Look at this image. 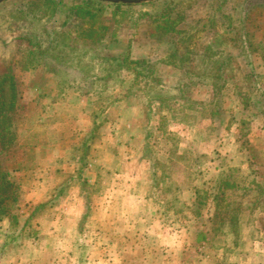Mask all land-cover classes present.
I'll return each instance as SVG.
<instances>
[{"label":"rangeland","instance_id":"rangeland-1","mask_svg":"<svg viewBox=\"0 0 264 264\" xmlns=\"http://www.w3.org/2000/svg\"><path fill=\"white\" fill-rule=\"evenodd\" d=\"M55 1L59 2L56 11L60 12L56 16L50 15L52 6L44 0L0 2V74L11 73L16 83V101L8 113L12 133L9 146L15 135L12 127L20 129L24 123L21 94L26 81L30 85L35 81H28V75L46 72L36 65L46 61L37 58L35 53L40 50L47 49L48 56L64 59L62 67L67 68L55 75L58 83L71 78L75 71L78 75L90 71L86 63H96L94 72L88 75L106 77L94 86L101 113H96L95 130L77 134L75 140L82 141L58 163L73 172L60 176L59 189L38 194L41 201L27 208L26 214L22 213L25 207L19 205L21 200L31 202V192L14 183L7 187L0 179V213L11 222L0 235L1 256L12 257L4 258V264H264V60L260 59H264V34L255 42L252 28L257 26L250 22L254 10L264 8V0H238L241 6L237 8L236 0H98L102 10L97 12L98 22L93 25L100 27L97 30L104 33V39L102 47L92 53L91 47L75 41L72 33L78 21L84 27L83 19L74 14L64 17L69 7L85 0ZM209 13L220 15H213L212 26L218 25V31L209 35L219 50H205L203 67L187 59L188 48L186 51L184 45L188 41L184 38L189 27H198L195 33L201 35L202 23H208ZM234 16L235 21H230ZM63 42L75 52L62 48L59 43ZM141 43H149L153 55L156 52L159 57L162 56L157 50L162 47L165 59L180 64L185 82L157 83L155 58H145L138 60L143 64L133 68L137 78L130 86L133 74L124 70L112 73L114 62L109 65L98 58L121 57L128 53L126 46L130 50L131 44L137 47ZM201 51L203 48L198 46L194 53L199 59L203 57ZM74 57L80 61L79 66L70 64ZM239 58L243 59L238 61ZM224 60L227 63L223 68L215 63ZM204 74L213 76L216 93L235 86L245 105L246 111L241 112L245 118L239 120L244 121L240 138L235 146L229 144L233 148L224 156L220 152L203 154L210 149L199 143L203 134L218 140L222 132L213 121L205 128V122L199 120L201 112L188 95V81L195 83ZM223 94H216L208 108L215 101L214 106L222 108L220 101L226 97ZM117 101L143 104L147 114L145 137L132 161V165H139V173L143 171L137 174L135 184V196L140 198L132 201L125 190L129 176L117 177L114 188L119 190L112 192L110 175L99 169L98 173L94 170V177L87 166L94 140L98 143L108 136L101 133L107 105ZM232 115L222 113L218 119H231ZM112 146L119 153V144H110L109 140L102 150ZM120 159L123 167L131 166L124 154ZM104 165L103 160L98 168ZM73 182L81 184L74 191L80 201L73 196L67 206L57 205ZM187 189L190 191L185 192ZM42 202L45 206L38 207ZM22 215L25 216L21 218ZM64 216L66 229L59 223ZM45 217L56 222L43 225L39 221ZM139 221L149 223L148 227ZM156 232L161 238L154 235ZM167 234H176L172 245L165 244L166 239L162 241Z\"/></svg>","mask_w":264,"mask_h":264},{"label":"crops","instance_id":"crops-1","mask_svg":"<svg viewBox=\"0 0 264 264\" xmlns=\"http://www.w3.org/2000/svg\"><path fill=\"white\" fill-rule=\"evenodd\" d=\"M236 1L237 5L234 7H240L241 2H238V0ZM260 4H257V7L261 6ZM263 9L264 8H258L254 10V13L252 14L253 17L250 15L252 17L250 18L251 25L257 26V28H252L255 42H259L261 40V34H264ZM234 14L236 16L235 9L233 10V15ZM213 15L214 18L220 16L218 13H209L206 16L208 17V21H206L208 23H202L203 27L201 35L195 33L198 27H189L186 29L187 32H185L186 37L184 39L187 40L188 43H185L184 46L186 51L188 48L186 55L187 59L192 63L197 62L203 66L202 59H206L207 56L205 55V50H219V47L216 48V44L211 42L215 32L218 31V25L216 26L217 28L212 26V23L214 24V21L212 20ZM235 16L232 17L230 21L234 22L236 18ZM209 35L213 36L210 37ZM150 46L149 43H141V45L138 44L137 47L131 44L130 50L126 46L125 51L128 50L127 54L131 55L128 56L132 60L155 58V76L161 80L163 84L173 85L174 83L185 82L183 80V74L179 69L180 64L165 59V57H163L162 47L159 51L157 50L162 57L155 56V54H157L156 52H154L153 55ZM198 46L204 50L201 51L203 55L201 59H199L198 55L194 54L197 51ZM242 59L243 58H239L238 61H241ZM260 59L262 61L264 60L262 57H260ZM225 60L228 61L230 59L225 58ZM225 60L222 63H220V61H216L215 63L223 68L224 66L222 65L227 63ZM206 74L197 78L195 83L188 81V87L190 86L188 95H190L191 101L193 100L192 102L195 103L196 108L201 112H199L201 115L199 120L201 123L205 122V128L213 121L216 122L217 128L222 130L218 140H212L209 133L205 135L203 134L204 138H202L199 143L200 145H203V147L210 149L209 151L204 150L203 154L211 156L220 152V154H223L224 156L225 152L232 149V145L237 143V139L240 138L238 133H240L239 129L244 121L239 120L245 118L241 113L246 111L245 105H243V102L237 96V93L234 90L235 86L230 85L229 87L226 86L225 90L223 88L218 92L221 94L224 93L223 95L226 96L222 97L223 101H220V103H222V108H218L216 105L214 106V104H216L215 101L209 109L210 101L215 99V95L218 93L215 92V84L211 82L213 76ZM32 79L35 80L34 83L30 85V83L27 84L26 81L23 90L24 93L22 92L21 94L22 97L24 96L23 101L25 104V111L21 116V120H23L24 123L20 129L12 127L13 132L15 131L13 145L11 144L12 146H8L7 150H5L2 155V159L0 158L1 166L3 171H5L7 180L12 184L14 183L13 185H20L25 192L26 190L31 192V194H29L32 197L30 199L31 202L21 200L22 204L19 205L25 207V211L22 212L25 214L28 211L27 208H30L37 202L41 201L40 198L36 197L38 194L49 190L52 191L54 188L59 189L60 176L68 175L73 172L63 169L64 166L60 167L58 163L64 161L66 153L82 141L79 139L75 140L77 134L80 135L83 130H95V118L98 113H101V109L98 110L99 95L95 93L82 96L71 91L65 92L63 88H61L60 83H58L55 74L52 75L48 72L41 71L38 74H32L31 76L28 75V81ZM255 109L257 110L256 112L259 113L260 110H258L257 107H255ZM222 113L233 114V118L227 120L218 119L221 117L220 114ZM106 114L105 125L103 123L101 124V126L104 125V127L101 128V133L103 132V135L106 133L108 136L98 143H95L96 139L94 140L93 146L90 147V155L88 156V158H90L87 166L91 169V172L93 171L94 177L99 169H104L106 172L105 174L110 175L109 177H111L113 186L111 187L112 192L113 190H119L114 188L117 177L129 176L126 184L127 189L125 188V190H127L126 194L128 193L130 195L127 196V198L129 201L139 199V196H135V193H137L135 184L137 182V174H142L143 171L139 173V165H132V161L135 158V152L138 150V144H140L145 137L147 126L146 109L143 104H134L133 101H117L107 107ZM107 140L110 141V144H119V153L116 151L117 147L114 146H112L113 149L105 147V149L102 150V145H104ZM89 142L88 144L90 145L91 142ZM26 150L29 151V153H27L29 157L26 156ZM123 154L125 156V161H128L127 163L131 165L128 168L127 166H122L123 163L121 162L120 155ZM102 158L105 161V165L104 167L98 168V164L103 163ZM94 170H96V173H94ZM87 174L88 173H86V176H88ZM24 180L26 181V184L22 183ZM128 185L130 187H128ZM71 187H73V192ZM75 187L80 188L81 184L73 182L67 190H64L65 193L59 198L57 205L61 204V206H67V203H69L73 196L79 202L80 198H76L78 197V194L74 192ZM105 191V194L110 196L108 192L109 190ZM188 191L190 190H185V192ZM65 209H67V207H65ZM24 216L25 215H22L21 218ZM141 218L142 217L137 219L140 220ZM42 220L43 221L39 222H42L43 225H49L52 224V222H56L54 219L48 217H45ZM66 220V217H62L59 221L61 227L64 229H66ZM141 223H143L145 227H148L147 225L149 223L145 221ZM7 225H11L9 218L1 216L0 235L5 228H7ZM42 234L43 233H41L40 238L42 237ZM154 235L159 236L157 232ZM175 236L176 234H167L162 236V241L166 239L164 243L172 245L176 240ZM2 248L3 244L0 238V264H4V258H12L10 256H1ZM182 248H184V246H182Z\"/></svg>","mask_w":264,"mask_h":264},{"label":"trees","instance_id":"trees-1","mask_svg":"<svg viewBox=\"0 0 264 264\" xmlns=\"http://www.w3.org/2000/svg\"><path fill=\"white\" fill-rule=\"evenodd\" d=\"M44 1L47 2L49 6H52V10L50 14L51 16L52 15L56 16L57 14H60L59 10L56 11V6L57 4H59V2H56L55 0H44ZM95 6L96 8H94ZM101 10L102 7L99 5L98 0H85L81 4H76L69 7L67 13L64 15V17L66 18L74 14V16L83 19L82 22L84 24V27L82 23L78 21L77 23L78 25L74 27L72 33L74 35L75 41H81L82 42L81 44L83 46L91 47L89 49L90 53H92V51L93 52L98 51L103 44L102 42L104 39V33H100L97 30L98 28H100L99 26L93 25L96 22H98L97 19L99 18V16L97 12ZM41 14L42 16L47 15L46 12H41ZM102 29H104V27ZM48 43H50V41ZM65 43L66 42L59 44L61 45L62 48H65L67 51L69 50V52H73L74 50L71 48V46ZM47 52L48 50L44 49V50H40L38 53H35L37 58H41V60L46 59V61H43V63L41 64L36 63L37 67L41 66L46 72L55 74L57 76L59 75V73H64L67 68L66 66L62 67V63L64 62V59L63 58L58 59L53 55H51L50 57L46 54ZM98 58H100L99 60H102L105 63H108L109 65L112 62H114V65L110 70V72L112 73H115L119 70H124L125 72H130V74H133V79L130 82L131 83L130 86L133 84L132 82H134L137 78V75L133 73L134 71L133 68H135L140 64H143V62H140L138 60L130 59L127 53L125 55H122L121 57L118 56L117 58H104L102 56H98ZM79 63L80 61L77 60L75 57L70 61V64H73L75 66H79L80 65ZM95 64L96 63L93 62L92 64L86 63L85 65H89L90 68L88 70L94 72ZM88 72L78 75L79 72L75 71L71 76V78L62 79L61 80L62 84L60 83V85L63 86V88L68 89V91L77 93L82 96L94 94L96 92L94 87L96 82L106 77L97 76L95 75V73H90L88 75ZM68 73L71 75L70 72ZM158 82L159 79H157V83ZM15 87H16V83L11 73L5 72L0 74V116L5 115L4 119H0V154L8 148L9 143L12 140V133L9 130L11 126V121L8 113L14 108V104L16 101ZM168 100L170 101L171 99ZM112 103L113 102H110L107 106H109ZM0 179L3 180V184H5L7 187L8 186L12 187V183H10L5 176V171L0 172ZM42 206L44 207L45 203H40L38 205V207H42ZM1 216H3L2 213H0V217Z\"/></svg>","mask_w":264,"mask_h":264},{"label":"water","instance_id":"water-1","mask_svg":"<svg viewBox=\"0 0 264 264\" xmlns=\"http://www.w3.org/2000/svg\"><path fill=\"white\" fill-rule=\"evenodd\" d=\"M4 0H0V2H2ZM104 1H108V2H112V3H133L135 1H130V0H104Z\"/></svg>","mask_w":264,"mask_h":264}]
</instances>
